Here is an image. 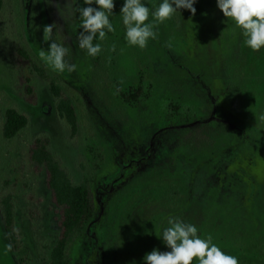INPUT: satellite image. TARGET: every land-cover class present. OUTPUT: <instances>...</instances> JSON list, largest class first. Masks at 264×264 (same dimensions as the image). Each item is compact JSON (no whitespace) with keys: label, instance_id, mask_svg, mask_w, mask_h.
Instances as JSON below:
<instances>
[{"label":"rangeland","instance_id":"rangeland-1","mask_svg":"<svg viewBox=\"0 0 264 264\" xmlns=\"http://www.w3.org/2000/svg\"><path fill=\"white\" fill-rule=\"evenodd\" d=\"M73 1L4 0L0 14V208L1 200L11 196L15 212L14 230L18 237V243L12 248L0 210V264H48L50 250L60 234L59 210L46 186L45 172L38 170L30 159V146L36 139L49 141L53 155L75 182L81 183L91 177L89 188L96 209L95 217L73 251V264H117L119 257L121 264L145 262L142 258L140 260L141 254L133 249L130 240L138 238L143 227L157 219V209L155 205L141 207L135 203L129 205L131 209L125 213L128 208L125 194L159 158L157 153L162 136L149 137L144 124L136 125L134 115H129L127 106L115 90L117 87L126 92L130 85L139 83L140 51L148 54L151 78L158 83L165 81L171 90L180 93H184L188 83H193L205 95V120H197L187 128L191 130L185 135L186 140L196 141L200 150L197 158H234L223 162L216 175L209 179V183H213L207 188L217 184L226 194L236 189L237 181L242 182L244 204H240L245 213L249 214L252 209L264 213V123L259 126L253 121L254 116L264 114L258 104L262 101L264 106V75L259 83L250 82L252 78L246 76L241 68L242 60L237 57L236 29L231 36L228 18L221 13L217 0H197L194 16L187 9L178 10L171 17L175 19L174 29L166 20L165 29L160 36L157 35L158 44L149 39L143 49L128 44L124 25L115 27V62H110L106 53L108 32L103 41H94L102 47L97 56H89L86 50L79 48L77 37L82 29L74 26ZM68 2L69 6L65 7ZM142 2L150 11H155L162 1L157 6H154L155 0ZM81 4L82 7L88 6L83 0ZM53 23L57 25L53 39L69 49L65 59L76 64L74 72L54 71L39 55L51 43L43 40V27ZM19 49L27 53L29 60L21 56ZM162 49L172 57L166 66L155 64L153 57ZM35 67L43 70V77ZM151 78L145 76L143 81ZM50 81L59 85L77 108L79 129L73 142L69 140L68 128L56 113ZM28 86H31V92ZM250 95L252 100L248 98ZM248 101L256 102L258 106L247 111L238 107L239 104L245 107ZM9 108L26 114L29 125L14 139L6 141L2 130L5 112ZM248 120L251 127L259 130L255 138L250 137L253 134H247L245 123ZM237 129L243 140L250 137L247 145L238 152L237 147L229 149L228 153L221 152L219 147L214 149L211 144L213 135ZM90 146L97 147L106 158H110V163L104 162L97 173L88 155ZM100 148L104 149L101 151ZM80 164L85 165L84 171ZM206 169H209L208 164ZM229 178L231 184L225 187L223 184ZM196 184V179L191 181L189 191ZM255 198L259 200L254 202ZM199 210L202 213L201 204ZM240 211L242 216L243 210ZM198 216L195 210L191 212V224H200ZM233 219H230L231 226L234 225ZM231 226L224 227L220 221V225L210 228L209 232L219 233L228 240L234 231ZM154 229V240L157 237L162 242L163 239L157 236L163 232L160 223ZM238 234L253 238V244L264 243V235L258 231L254 234L260 238L252 236L251 231H238ZM193 264L198 261L194 260Z\"/></svg>","mask_w":264,"mask_h":264},{"label":"trees","instance_id":"trees-1","mask_svg":"<svg viewBox=\"0 0 264 264\" xmlns=\"http://www.w3.org/2000/svg\"><path fill=\"white\" fill-rule=\"evenodd\" d=\"M73 2L74 26L76 29L77 27H81L79 9L82 8V4L81 0H74ZM159 2L160 0H155L154 6H157ZM114 4L111 22L115 29V27L123 25L120 10L124 4V0H114ZM3 8L4 0H0V14ZM151 22L152 18L150 19L149 17L148 23ZM168 23L170 28L174 29L175 19H169ZM227 23H229L227 25L231 36H233V31L236 29L235 38L236 43H238L237 57L239 56V61L242 60L241 68L248 78H252L250 82L259 83L261 76L264 75V47L259 51L251 50L245 45V38L241 30L235 26L234 21L228 18ZM164 26L163 22L155 28L158 35L165 29ZM107 36L106 53L110 56L109 61L115 62L117 36L114 31L108 32ZM176 37L178 36L175 35ZM157 38L151 39L150 42L157 43L159 41ZM178 41H180V38ZM167 43L168 45H172V42L166 41ZM19 52L21 56L29 60L27 53L23 49H19ZM153 57L155 64L159 66H166L168 62H171L172 58L164 49H162L159 55ZM148 58L146 52H139L137 73L141 79L138 84L130 85L126 92H122L117 87L115 89L119 98L127 106L129 115H134L133 121L136 125L144 124L145 129H147L146 134L149 137H154L155 135L162 136L157 153L159 158H156L155 162L149 165V169H146L144 175L140 177L141 180L134 183L125 194V202L126 204L128 203V208L124 210L125 213L130 211L129 205L131 206L135 203L140 204L141 207L155 205L157 209V219L154 218V221L144 226L141 235L138 238H132L130 244H132L133 249L136 248L137 254H141V257L138 256L143 261L144 256L153 249H158L162 252L169 251L170 249L167 248L163 241L160 242L157 237L154 240V226L160 223L161 231H163L169 226L168 220L170 218H177L191 224L192 219L190 214L195 210L196 214H199L198 222L200 224L193 223V225L198 229V236L205 239L211 236L212 243L220 247L225 254L236 257L239 264H252L256 261H261L264 264V243L253 244V238L238 234V231L241 233L251 231L253 232L252 236L260 238L257 234H254L255 231H258L260 235H264V228L261 225H264V213L259 212L258 209H252L248 214L241 207V204H244V194L241 188L242 182L237 181L236 189L229 190L226 194L223 193V188L217 186V184H214L211 188H207L209 184L213 183V181L209 183V179L216 175V170L221 167L223 162L231 161L234 158H197L196 154L200 150L197 147L196 141L194 139L186 140L185 135L190 133L189 131L191 130L187 128L197 120H205L204 113L206 106L203 101L205 99L204 93L196 89L193 83L186 85L184 93H180L179 91L174 92L165 81L158 83L151 78L152 70L151 66H149ZM34 69L40 76H44L42 69L36 67ZM145 76L151 79L144 82L143 78ZM27 88L31 92V86ZM49 88L55 102L56 113L68 128L69 140L73 142L79 129L77 108L55 82L50 81ZM248 98L252 100L251 95ZM255 103L252 104L251 101H248L245 104L247 107H244L242 104H239L238 107L245 108V111H247L251 107H257L258 105ZM258 104L261 112H263L264 106H262V101ZM259 117L260 115L254 116L253 121L255 124L261 126L262 122L259 120ZM28 125L29 118L26 114L16 108H9L5 112L2 137L6 141H10ZM245 127L247 134H253L250 137H257L259 130L251 127L249 120L245 123ZM249 138L246 141L243 140L238 129L237 131L226 130V133H221L219 136L213 135L211 140H214H212L211 144L214 145V149L219 147L221 152L227 151L228 153V150L234 147H237L236 150L238 152L250 142ZM49 144L47 139H36L30 146V159L38 170L45 172L46 186L51 193L54 205L59 210L60 234L50 250L48 264H73V251L81 242L84 233L88 230L95 217L96 209L90 198L89 183L91 177H86L81 183L75 182L70 173L62 167L61 163L53 155ZM211 144L210 146L212 147ZM100 149L102 151L104 148ZM187 154L189 155L187 156ZM88 155L94 166L95 173L102 169L104 162L107 161V165L110 163V158H106L105 153L103 154L98 151V148L95 146L88 148ZM207 164L209 165V169H206ZM80 168L84 171L85 165L80 164ZM195 179L197 184L195 188L193 187L192 191H189L188 185ZM230 182L231 178L223 185L228 187L231 184ZM258 200L259 198H255L254 202ZM200 204L202 213L199 210ZM0 210L8 241L11 247L14 248L18 243V237L14 230L15 212L11 196H6L1 200ZM240 210H243L242 216L239 214ZM232 214L234 217L240 219L231 217ZM247 218L250 221L249 223L246 222ZM230 219L234 221V225H232L234 231L228 240H225L219 233L209 232L210 228L212 230L215 228V225H220V221L224 227L231 226L232 221ZM261 227L262 229H260ZM134 234L135 232L133 236ZM120 258L117 264H121Z\"/></svg>","mask_w":264,"mask_h":264},{"label":"clouds","instance_id":"clouds-1","mask_svg":"<svg viewBox=\"0 0 264 264\" xmlns=\"http://www.w3.org/2000/svg\"><path fill=\"white\" fill-rule=\"evenodd\" d=\"M87 7L79 9L81 29L77 37L78 46L86 50L89 56L95 57L101 51L100 43L107 32L115 31L110 16L115 7L114 0H83ZM197 0H162L155 8H150L142 0H124L121 8L122 22L126 28V40L132 46L143 49L149 39H156L158 33L154 30L158 24L169 20L178 10L187 9L194 16ZM95 4L96 7L92 5ZM69 6V2L65 7ZM217 6L225 18L234 21L245 38L244 43L253 51L264 47V0H217ZM61 12V9H60ZM152 22L148 23L149 17ZM55 23L43 27V40L51 41L48 49L41 50L39 55L51 66L54 71L71 73L76 70V64L65 59L69 49L53 39ZM264 123V114L259 117ZM162 235L169 251L153 249L144 256L145 264H239L236 257L225 254L220 247L212 243V237L206 239L198 236L195 225L185 223L177 218H170ZM10 247V246H9Z\"/></svg>","mask_w":264,"mask_h":264}]
</instances>
